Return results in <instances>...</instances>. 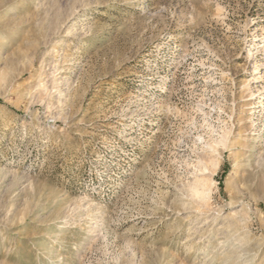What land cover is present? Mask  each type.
<instances>
[{"label":"rangeland","instance_id":"1","mask_svg":"<svg viewBox=\"0 0 264 264\" xmlns=\"http://www.w3.org/2000/svg\"><path fill=\"white\" fill-rule=\"evenodd\" d=\"M0 264H264V0H0Z\"/></svg>","mask_w":264,"mask_h":264}]
</instances>
